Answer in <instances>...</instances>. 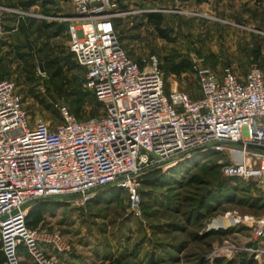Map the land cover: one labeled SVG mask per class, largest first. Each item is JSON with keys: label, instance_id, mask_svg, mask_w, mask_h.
I'll return each mask as SVG.
<instances>
[{"label": "rangeland", "instance_id": "1", "mask_svg": "<svg viewBox=\"0 0 264 264\" xmlns=\"http://www.w3.org/2000/svg\"><path fill=\"white\" fill-rule=\"evenodd\" d=\"M220 1L111 0L115 7L109 15L131 59H158L166 94L177 89L195 99V67L220 77L228 69L243 80L258 65L264 76V1L241 6ZM153 12L162 15L172 43L146 22L145 14ZM73 14L65 0H0V46L5 47L0 58L7 59L1 77L15 84L29 117L50 129L61 124V107L78 120L102 114L84 87V71L69 52L67 36L53 39L58 27L46 28L54 23L67 29L68 22L55 18ZM182 61L191 70L173 76L170 67ZM223 161L238 162L230 154L208 151L143 172L136 178L141 201L135 212L124 192L111 198L109 189L86 202L54 198L56 208L43 216L39 229L64 236L68 250L60 264H264V256L249 251L264 246L253 228L218 227L230 216L264 217V192L251 181L224 178Z\"/></svg>", "mask_w": 264, "mask_h": 264}, {"label": "built area", "instance_id": "2", "mask_svg": "<svg viewBox=\"0 0 264 264\" xmlns=\"http://www.w3.org/2000/svg\"><path fill=\"white\" fill-rule=\"evenodd\" d=\"M69 52L84 71V87L102 114L76 119L60 108L54 129L31 119L15 84L0 78V249L5 264H60L68 244L59 232L25 224L29 207L54 198L86 202L105 189H119L135 212L141 201L136 178L202 152L232 155L224 178H241L264 192V76L252 65L243 80L226 69L217 76L195 67L199 97L177 89L166 94L160 63L131 59L120 45L109 10L111 0H65ZM33 120V121H32ZM32 121V123H31ZM219 225L253 228L264 241V217H229ZM264 256L263 248L255 251Z\"/></svg>", "mask_w": 264, "mask_h": 264}, {"label": "trees", "instance_id": "3", "mask_svg": "<svg viewBox=\"0 0 264 264\" xmlns=\"http://www.w3.org/2000/svg\"><path fill=\"white\" fill-rule=\"evenodd\" d=\"M154 1V0H151ZM183 2H188V1H192V0H182ZM197 4H203L206 3L208 0H194ZM264 0H253V2L255 4H259ZM145 20L146 22L151 25L154 30L156 31L158 37L162 40H165L168 43H172L173 39L172 37H170L168 31L166 29H164L162 27V23H163V17L160 13H147L145 14ZM191 65L186 62V61H182L180 63L174 64L170 67V73L175 76L178 77L181 74L188 72L191 70ZM144 184H148L147 181H144ZM122 192L119 189H109V191L107 192V194L109 193V196H111V198L115 197L118 195V193ZM104 194H100L99 197H101ZM100 200H105V199H99L98 202L99 204L102 203L103 201ZM257 202V204H260L261 200L259 201H255ZM254 204V203H252ZM261 204H264V201L261 202ZM56 206L53 204V202L51 201H47V202H39L36 206H34L32 209L28 210L27 216H26V220H25V224L28 228L31 229H35L39 226L40 223L43 222V216L46 213H49V211H53L55 210ZM0 264H5V258L3 256V253L1 252L0 249ZM242 264H248V262H242Z\"/></svg>", "mask_w": 264, "mask_h": 264}, {"label": "crops", "instance_id": "4", "mask_svg": "<svg viewBox=\"0 0 264 264\" xmlns=\"http://www.w3.org/2000/svg\"><path fill=\"white\" fill-rule=\"evenodd\" d=\"M219 3L220 4L225 3V0H221ZM235 3H236V5L241 6V5H245L246 3H247V5L253 4L254 2H253V0H235ZM54 27H56V28L58 27V29L56 31H53V33H55V36L53 37V39L59 40V39H62L63 36H67L68 44H69V37L67 34V29H65V27L54 25V23H52V25L46 24L47 30L54 29ZM2 48H5V47L0 46V57H1V53H2V51H1ZM5 60L7 62V59L5 57L3 59L0 58V78H2L1 77L2 76V70L1 69L3 68V64H4ZM8 60H10V59H8ZM2 79H5V78H2ZM40 225H41V223L39 224V226L37 228H39ZM57 258L61 260V255H58ZM22 264H33L32 261L28 258V256L24 252H22Z\"/></svg>", "mask_w": 264, "mask_h": 264}, {"label": "bare ground", "instance_id": "5", "mask_svg": "<svg viewBox=\"0 0 264 264\" xmlns=\"http://www.w3.org/2000/svg\"><path fill=\"white\" fill-rule=\"evenodd\" d=\"M228 222V221H227Z\"/></svg>", "mask_w": 264, "mask_h": 264}]
</instances>
